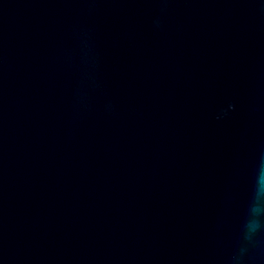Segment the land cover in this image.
Wrapping results in <instances>:
<instances>
[{"label": "water", "instance_id": "95a60500", "mask_svg": "<svg viewBox=\"0 0 264 264\" xmlns=\"http://www.w3.org/2000/svg\"><path fill=\"white\" fill-rule=\"evenodd\" d=\"M0 264H264V0H0Z\"/></svg>", "mask_w": 264, "mask_h": 264}]
</instances>
